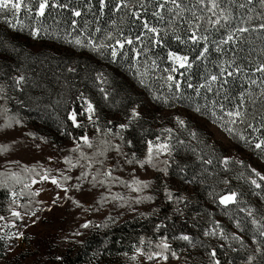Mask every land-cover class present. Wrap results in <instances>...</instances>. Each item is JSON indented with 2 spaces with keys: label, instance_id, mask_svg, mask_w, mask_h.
<instances>
[{
  "label": "trees",
  "instance_id": "1",
  "mask_svg": "<svg viewBox=\"0 0 264 264\" xmlns=\"http://www.w3.org/2000/svg\"><path fill=\"white\" fill-rule=\"evenodd\" d=\"M29 1L38 24L24 29L67 50L50 52L42 46L31 51L15 33H8L14 30L4 29L14 25L16 32L24 21L19 25L0 21V111L7 110L24 123L29 136H34L30 123L34 119L33 123L53 139L80 140L75 149L67 150L77 169L73 180L98 190L92 211L99 209L95 205L104 207L118 201L122 207L111 206L110 214L103 219L93 211L95 217L88 218L87 227H83L86 219L76 218L70 226L73 239L48 254L45 264H87L89 260L92 264H124L123 256L135 250L146 256H165L167 263L175 258L179 264H264L263 182L254 190L248 189L246 177L245 183L233 178L237 163L224 167L219 164L221 157L209 165L206 160L197 162L187 144H179L171 134L167 151L153 152L150 162L147 160L155 168V175L142 186V194L141 189L131 188L132 170L140 166L147 143L155 139L156 132L140 118H131L124 128L116 121L127 120L144 93L156 106L166 98L169 106L178 104L199 112V116L211 117L220 110V114L240 111L243 116L233 117L235 122L231 124L236 134L229 136L264 160V144L256 148L264 141V72L257 71L264 66V28L260 27L264 24V3L217 0L220 9L230 14L229 21L221 20V27L209 22L217 18L207 11L210 0H177L183 9L180 17L176 16L180 10L171 0L163 9L158 6L161 0H105L103 9L99 0H49L42 16L37 15L40 0ZM74 11L81 15L75 16ZM155 12H160L163 19ZM193 12L203 19L195 21ZM134 13L139 14V19ZM185 21L199 23L197 35L207 40L193 44L189 39L192 29ZM144 22L159 30V44L155 43L156 35L143 27ZM241 27L249 31H235ZM229 33H234V41L221 44ZM125 38H131L133 43L121 49L116 40ZM101 45L115 47L117 56H111L112 47ZM205 46L208 52L198 58ZM169 51L188 56L192 67L173 72ZM166 68L173 72L172 81L167 80ZM222 69L233 75L222 73ZM213 75L218 77L215 82L211 81ZM18 76L23 77L21 83H17ZM88 104L93 108L91 126L83 119ZM73 113L78 125L70 119ZM88 130L91 141L81 142ZM240 168L243 167L238 166L237 173ZM224 177L228 184L221 189ZM184 180L192 184L189 191L174 184ZM9 185H13L12 180L5 184ZM8 189L0 187V198L6 197ZM232 193L234 203H220L221 197ZM29 194H24L25 199L31 198L34 203L30 191ZM2 208L0 203V214L5 216ZM216 217L221 221L210 227ZM208 232L215 235H206ZM4 251L0 242V261L5 264L28 260L24 256L9 260ZM130 264L141 263L131 260Z\"/></svg>",
  "mask_w": 264,
  "mask_h": 264
},
{
  "label": "rangeland",
  "instance_id": "2",
  "mask_svg": "<svg viewBox=\"0 0 264 264\" xmlns=\"http://www.w3.org/2000/svg\"><path fill=\"white\" fill-rule=\"evenodd\" d=\"M25 3L27 7L15 15L11 12L0 15L1 22L6 20L19 25L24 21L21 29L15 32L14 25L4 26V29L14 30V32L7 31L11 34L15 33L18 40L31 51H38L44 46L43 48H47L50 52H65L67 48L53 45L44 37L36 35L35 32L29 34L28 29H24L29 25L35 27L38 24L37 18L33 14L32 2L26 0ZM169 66L172 70L173 62L171 60ZM101 68L105 70L103 64ZM177 69H180L178 65H176V71ZM165 70L169 75L173 73L168 68ZM19 78L20 76L17 81ZM140 98L135 109L130 111V117L127 120L118 119L116 121L122 126L121 128H124L131 118L132 120L140 118L147 122V127L156 132L155 139L151 143H147V145L151 144V155L153 152L163 154L165 150H158V146L169 145V137L174 134L172 138L177 137L179 144H187L186 146L189 147L195 161L206 160L205 163L209 165L221 157L219 164L221 163L224 167L237 163L233 178L237 177L239 181L245 183L243 178L246 177L248 189L254 190L257 188V184L264 183V180L260 179L261 176H264V160L259 159L243 145L236 144L229 136V133L236 134V131L231 125L233 117H229L228 112L220 114L222 112L220 110L219 113H211V117L203 116L204 114L201 113L199 116V112L193 113L178 104L169 106L167 104L169 100L166 98L161 99L162 102L159 106L152 104L146 93L141 94ZM1 106L3 105L1 104ZM0 109L2 108L0 107ZM134 112L135 116H133ZM70 119L72 120V114ZM83 119L87 122V126L93 124V113L87 111V106L84 108ZM33 120L30 123L34 130V136H29V129L23 125L24 123L16 120L7 110L0 111V187L9 188V191L4 194L6 197L0 198L2 209L6 213L5 216L0 214V242L9 260L19 256L28 258L24 261L20 259L19 264H45L47 262L45 257L48 254L60 249V244L63 242H70L73 239L74 231L71 227L76 218L86 219L83 225H88V218L95 217L93 211L97 218L103 219L110 214L108 211L111 206L122 209L118 205L120 204L118 201V204H107L104 207L95 205L99 209L92 211L91 204L95 200L98 190L91 186L85 187L83 182L73 180L77 169L71 160L72 155L67 150V148L75 149L80 140L79 142L74 139L63 141V138L58 137L53 139L43 133L42 127L33 123ZM109 120H111V116ZM181 121L183 123H180ZM78 123L79 121L75 117L74 125H78ZM85 137H87V142L91 141L89 130L86 131L81 142H85ZM149 145L143 154L145 158L139 162L140 166L132 170L134 182L131 188L135 191L141 189L142 194L145 192L142 190V186H145L147 181L155 175V168L147 164V160L150 159ZM238 166L243 168H240L237 173ZM2 170L4 172L10 170L12 173L9 175L12 179ZM53 179L57 181L56 184L52 183ZM9 180H12L13 185L6 187L5 184ZM252 181H256V183L254 184ZM174 184L177 187L183 186L186 191L192 188V184L186 180L181 181L180 185L178 182ZM227 184L228 178L224 177L221 189L227 188ZM211 186L213 187L214 184ZM239 187H242V184ZM29 191L33 196L34 203L29 200L31 198L26 200L24 197V194H29ZM132 211L134 212V210ZM14 212L19 213V216L13 215ZM215 219L210 222V227H215L221 221V218ZM99 220L97 219V221ZM165 259V256L161 255L146 256L141 250H135L130 255L126 253L122 258L124 264H130L131 260L141 264H179L175 258L168 263ZM105 260L106 263L110 262L111 257ZM0 264L5 263L1 260ZM87 264H92L91 260Z\"/></svg>",
  "mask_w": 264,
  "mask_h": 264
},
{
  "label": "snow or ice",
  "instance_id": "3",
  "mask_svg": "<svg viewBox=\"0 0 264 264\" xmlns=\"http://www.w3.org/2000/svg\"><path fill=\"white\" fill-rule=\"evenodd\" d=\"M167 2H168V0H161V2L159 3L158 6L161 9H163ZM249 2H250V0H249ZM261 2L264 3V0H261ZM99 3H100L101 9H103L106 6L105 0H99ZM122 3H123V0H122ZM171 3L174 5L175 9H179L180 10V11H178L176 13V16L180 17L182 15V13H183V9L181 8V4L177 3V0H171ZM200 3H204V0H200ZM210 5L211 6L209 8H207V11L212 12L214 16H217V18L215 20H210L209 22L212 23L213 25H220L221 27H223L224 25L221 24V20H224L225 22L229 21L230 14L226 13L224 10L220 9V6H219V3L217 2V0H210ZM48 6H49V0H40L38 14L41 15V16L44 15V10ZM61 6H63V5H61ZM123 6L127 7L128 5L125 3V4H123ZM243 6L244 5H241V7H243ZM26 7H27V5L25 3V0H0V12H11L13 15H15L16 13H19L22 9H24ZM217 10H219V15H217ZM117 11H119V6L117 7ZM169 11H172V9H169ZM73 14L78 17V16L81 15V12L80 11H74ZM153 14L155 16H158L161 19H163V17L160 15V12H155ZM134 15L136 16L137 19H139V14L134 13ZM192 15H193L195 21H199V20L203 19L202 16H196L195 12H193ZM185 22L188 23L189 27L192 29V32H191V35H190L189 39L191 40V42L193 44H199V42L201 40H207L206 36H198L197 35V30L200 27L199 23H195L193 21H185ZM143 27L145 29H147V31L149 33H153V34L156 35L157 39L155 40V43L159 44L160 43V40L158 38L159 37V30L157 28H155V27H150L147 22L143 23ZM260 27L264 28V24H261ZM97 31H99V29H97ZM235 31L243 33V32L249 31V29L241 27V28L235 29ZM108 38L112 39L113 37L111 36V34H109ZM137 39H139V37H137ZM176 39L179 40L180 37L177 36ZM232 41H234V33H229L227 35L226 39H223L220 43L221 44H228L229 42H232ZM76 43L80 44L81 41L80 40H76ZM89 43L91 44L92 42L90 41ZM132 43H133V40L131 38H125L123 41L116 40V44H118L121 49L124 48L125 44L131 45ZM93 47H95V45H93ZM101 47H112V46L111 45H108V46L101 45ZM219 50H220V48L217 47V51H219ZM207 52H208V48L205 46L203 48V51L200 52L198 58L204 57ZM117 54H118L117 49L115 47H112L111 56L113 58H115L117 56ZM168 58L173 62V68H172L173 72L176 71V65H178L180 68H191L192 67V64L189 62V57L188 56L179 55V54H177L175 52L169 51L168 52ZM225 71H227V69H222L221 70L222 73L225 72ZM236 71H240V69L237 68ZM257 71L264 72V66H262L261 68L257 69ZM227 75L228 76H232L233 72L227 71ZM22 79H23V77H20L17 82L19 83V81L22 80ZM173 79H174V77L172 75H169L167 77L168 81H172ZM217 79H218V77L216 75L211 76V81L212 82L217 81ZM189 86H191V85H189ZM179 87H180V85H179V83H177L176 84V88L179 89ZM203 87H210V86L209 85H203ZM197 110H199V109H197ZM87 111L88 112H92L93 111V108H92L91 104H88ZM135 115H136V113L134 112L133 116H135ZM227 115L229 117H242L243 113L240 112V111H236V112H228ZM75 117H76V114L73 113L72 114V120H73L74 123H75ZM234 122L235 121L233 120V123ZM180 123H183V121H181ZM84 139H85V142H87V137H85ZM262 144H264V141H262L261 143L256 144V148H258V149L261 148ZM167 148H168V146L166 144H162V145L158 146V150H166ZM149 152H150V155H151V144L149 145ZM149 162H150V160H149ZM225 163H227V161H225ZM257 175H259V173H257ZM45 179H47L46 176H45ZM260 179L264 180V176H261ZM52 183L56 184L57 181L55 179H53ZM252 183L255 184L256 181H252ZM256 186L260 187L259 184H257ZM234 202H235V194L234 193H232L230 195L223 196V197H221V200H220V203L224 204V205H228L229 203H234ZM13 215L19 216V213L14 212ZM253 223H255V221H253ZM83 226L87 227L86 224L83 225ZM206 235H215V232H208V233H206ZM261 235H264V231L261 232ZM184 239H188V237H184ZM236 239H238V238H236ZM212 255L215 256V251H213ZM217 264H219L218 261H217Z\"/></svg>",
  "mask_w": 264,
  "mask_h": 264
}]
</instances>
